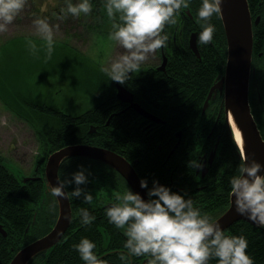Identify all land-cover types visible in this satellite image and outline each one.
Segmentation results:
<instances>
[{"label": "flooded vegetation", "instance_id": "obj_1", "mask_svg": "<svg viewBox=\"0 0 264 264\" xmlns=\"http://www.w3.org/2000/svg\"><path fill=\"white\" fill-rule=\"evenodd\" d=\"M93 2L91 13L96 15L97 5L95 0ZM190 2L194 3L195 0H189L188 7L179 10L175 24L165 25L164 30L169 34L167 45L149 54L141 67L132 72L123 83L112 80L113 89L109 91H112L110 96L113 99L105 107L107 129L103 131L110 146L99 144L92 136L87 141L76 143L105 147L117 152L132 166L139 182L141 177H147L151 186L153 177H156L161 183L171 185L173 190L187 189L196 206L203 205L205 196L216 197V205L209 212L212 218H216L228 206L230 195L229 191L228 199L223 203V168L214 169L222 132L214 131L216 123H212L205 137L197 143L200 146L192 148V124L189 119L178 127L175 122L176 114L183 111L182 107L176 105V94L185 98L199 94L197 86L191 88L190 84L186 83L190 81L192 66H206V62H202L203 56H208L216 49L212 41L207 44L199 42L198 33L202 28V21ZM201 2L202 0H199V4ZM258 3L260 5L261 1ZM104 14L106 32L109 33L112 22L106 11ZM256 16L259 18L255 24L263 23L264 6L251 16L252 20ZM191 38L194 39L196 52L190 45ZM184 53L195 57L196 60L185 58ZM224 64L225 62L223 69L217 71L211 80L201 103L200 113H210V117L215 115L216 120L220 114L224 115L223 88L221 91L216 88L203 111L202 108L211 85L223 76ZM213 66L214 62L210 61L208 73ZM183 74L185 77H182ZM118 84L127 90L126 97L130 96L131 100L121 99L116 95ZM248 101L260 131V128H264V25L259 27V33L254 41L252 40ZM132 102L143 111L136 110L131 105ZM118 120L120 122L116 123ZM88 125L91 135L98 132V124ZM193 126L199 124L195 123ZM32 129L35 133L30 135H34L37 143V150L32 157L23 140H17L14 146L9 143L11 147L6 149L7 155L0 153V257H5L6 264H9L21 248L47 234L58 216L59 202L49 191L44 172L48 154L52 151H47L46 139L38 138V131L43 128L35 126ZM211 135L214 136L210 146V140L207 141V138ZM27 159H30V162H27ZM192 159L200 160L204 166L192 168L188 163ZM62 160L63 163L60 162L57 169V176L60 178L69 175L80 163L91 168V182L87 187L93 192L94 199L89 204L80 198L67 197L70 219L66 228L52 245L36 252L26 264H84L78 251L72 247L81 236L94 240L95 251L101 257L107 258L110 264H145V257L129 260L127 256H122V253L126 252L123 248L125 236L121 229L108 222L104 211L108 204L114 202L117 193H122L128 186L132 188L128 179L108 163L92 156L76 154ZM73 186L69 185L68 190ZM81 207H87L95 213L96 218L90 225L81 223Z\"/></svg>", "mask_w": 264, "mask_h": 264}, {"label": "clouds", "instance_id": "obj_2", "mask_svg": "<svg viewBox=\"0 0 264 264\" xmlns=\"http://www.w3.org/2000/svg\"><path fill=\"white\" fill-rule=\"evenodd\" d=\"M26 2L0 0V32L8 30ZM188 5L189 0H103L104 10L112 22L108 35L123 51L101 70L112 80L123 83L141 67L149 54L167 45L169 34L164 30L165 25L175 24L179 10ZM93 8V0H64L55 15L59 19L69 15L78 17L91 13ZM220 10L221 0H202L197 9L202 21L198 33L200 43L207 44L213 39L216 25L211 20ZM32 23L43 34L44 48L50 58L55 44L53 28L59 25L50 24L47 16H35ZM27 43L30 52L38 55L36 42L28 40ZM188 163L193 168L204 166L197 159ZM91 176V168L80 163L69 175L58 177L57 183H49V191L54 197H76L90 204L94 199L87 187ZM229 183L236 212L264 226V163L255 158L243 159ZM69 185H74L70 191ZM140 187L145 189V194L128 186L104 209L108 222L121 229L125 236L123 248L126 252L122 256L129 260L145 257V264H209L214 257L216 264H254L252 255L246 251L247 237L243 233L227 232L218 220L196 206L187 189L173 190L171 185L161 183L156 177L151 186L147 177H141ZM79 211L84 225H90L96 218L87 207ZM72 247L84 264H110L95 251L96 242L88 236H81Z\"/></svg>", "mask_w": 264, "mask_h": 264}, {"label": "rangeland", "instance_id": "obj_3", "mask_svg": "<svg viewBox=\"0 0 264 264\" xmlns=\"http://www.w3.org/2000/svg\"><path fill=\"white\" fill-rule=\"evenodd\" d=\"M58 6V0H33V3L27 0L25 8L8 30L0 32V43L25 34L42 38H15L9 42L11 51L5 60L6 65L0 64V153L5 155L6 149L11 147L9 143L13 145L17 140H23L32 157L37 150L34 135H30L35 133L32 128L49 126L18 117L14 110L6 108L5 102L15 107L21 105L25 109L28 96L32 99L51 96L53 103L66 112L76 114L84 111L103 94L101 84L105 72L101 70L102 66L123 51L110 39L105 23L101 27L94 25L96 19L91 13L59 19L50 13L51 7L56 9ZM35 16H47L50 24L59 25L53 28L55 44L50 58L44 48L46 41L43 34L32 23ZM28 40L35 41L39 46L38 55L30 52ZM61 48L69 49L68 55L57 51ZM20 96L26 97L20 100Z\"/></svg>", "mask_w": 264, "mask_h": 264}, {"label": "trees", "instance_id": "obj_4", "mask_svg": "<svg viewBox=\"0 0 264 264\" xmlns=\"http://www.w3.org/2000/svg\"><path fill=\"white\" fill-rule=\"evenodd\" d=\"M59 6L51 7L50 13H59L60 7L64 4V0H58ZM96 1V15L92 13L90 15L96 19L94 25L101 27L105 23V10L103 7V0H95ZM259 1L261 4L259 5ZM33 3V0H31ZM248 7L250 10V14L253 17L258 11L262 10L264 6L263 0H247ZM193 4L192 9L195 8L196 10L199 8V0H195V2H190ZM34 6V5H33ZM212 23L216 25V31L214 32L212 42L215 43V50L210 53L208 56L204 55L202 58V62H206V66H192L190 81L186 82L189 83L191 88L197 86V91L199 94L193 95L189 98H185L176 94L175 101L176 105L182 107L183 111L177 113V117L175 119L176 127L182 126V123L188 118L191 126V146L192 148H198L201 142V138L205 137L206 132L210 129L212 123H216L214 126V131L219 130L222 132L220 136V141L218 142L217 147V158L215 160L214 169H222V177L223 179V203H225L228 199V193L230 191V177L238 171V165L242 161L239 148L234 141L232 135L230 134L228 127L225 122V118L223 113L217 118L215 115L210 117V113L201 114V103L204 98L205 92L208 90L211 80L216 75L217 71L223 69V63L225 62L226 56V39L224 35V31L222 29L221 21L218 16V13H214L212 16ZM264 25V21L259 22L257 24L252 25V34H253V41L257 33H259V27ZM33 38V39H42L40 37H34L28 34L25 35H17L15 37L7 38L0 43V64L6 65L5 60L8 58L9 53L11 51L9 42H12L17 39L21 38ZM8 47V48H7ZM59 53L66 54L69 49H58ZM68 55V53H67ZM185 58H194L195 57L188 55V53H184ZM210 61L214 62V66L210 68ZM204 69H206L204 71ZM104 80L102 82L103 94L102 96L94 101L92 107L85 109L79 113L73 114L64 111L61 107L57 106L53 103L52 97L44 96L43 98L39 99H32L28 96V101L25 103L26 108L23 109L20 106H13L8 105L5 102L6 108L14 110V113L17 114L18 117L25 118L26 121L31 120V122H38V123H46L48 127H42L43 129L38 131V138L40 140L46 139V148L47 151H53L60 146L69 144V143H76L80 141H87L90 136L98 140L97 142L103 146H110V142L105 138L103 131L107 129V125H105V120L107 116V112L105 107L111 102L113 99L110 95L113 89L112 79L104 73ZM182 77H185L183 74ZM204 77V78H202ZM27 96V95H26ZM20 96V100L23 97ZM96 96H94L95 99ZM33 118H32V117ZM35 118V119H34ZM52 122V123H51ZM119 123L120 121H115ZM50 123L52 125H50ZM88 123H96L98 124V132L96 134L91 135L88 132ZM199 124V126L194 127L193 124ZM35 125L34 123H32ZM44 129H46L44 131ZM101 132V134H100ZM224 132V133H223ZM260 133L264 138V128H260ZM99 135V136H98ZM213 136L211 135L210 138H207V141L210 140V146L213 141ZM212 138V139H211ZM205 144V143H204ZM193 168V167H192ZM213 199V200H211ZM205 196L202 201V206L200 207L203 212L209 214L216 205L215 201H217L216 197L213 196ZM201 204V203H200ZM229 233L234 234H241L243 233L248 239V251L254 260V264H263L264 263V226L260 225H253L245 220H238L231 225H229L226 229ZM217 258H211L209 264H216ZM0 264H6L5 257H0Z\"/></svg>", "mask_w": 264, "mask_h": 264}, {"label": "water", "instance_id": "obj_5", "mask_svg": "<svg viewBox=\"0 0 264 264\" xmlns=\"http://www.w3.org/2000/svg\"><path fill=\"white\" fill-rule=\"evenodd\" d=\"M226 39V60L223 76L211 85L207 97L203 103L202 111L207 106L208 100L215 93L216 88H223V105L225 122L236 142L241 159H257L264 163V139L262 138L257 124L250 111L248 101V83L252 54V25L258 21V16L252 20L247 0H221V10L218 13ZM190 45L195 49L194 39H190ZM116 95L121 99L131 100L127 90L119 84ZM138 111H143L136 103H131ZM239 134L235 137L234 131ZM88 155L108 163L121 172L130 182L133 190L145 194L140 187V182L132 166L127 160L115 151L105 147L94 146L83 143H70L63 145L48 154L45 163L46 184L57 183V169L62 159L70 155ZM233 196L229 195V204L226 209L218 215L222 227L227 228L236 220H245L253 225L246 216L236 212ZM59 210L57 219L51 230L44 236L30 242L21 248L10 260L9 264H26L36 252L52 245L66 228L70 219V209L66 197H57ZM264 264V263H263Z\"/></svg>", "mask_w": 264, "mask_h": 264}, {"label": "bare ground", "instance_id": "obj_6", "mask_svg": "<svg viewBox=\"0 0 264 264\" xmlns=\"http://www.w3.org/2000/svg\"><path fill=\"white\" fill-rule=\"evenodd\" d=\"M233 131H234V135H235V137L237 138V134H236V132H235V130L233 129Z\"/></svg>", "mask_w": 264, "mask_h": 264}]
</instances>
